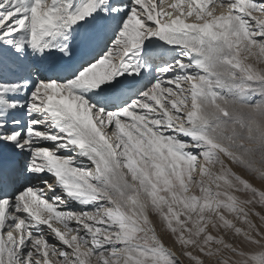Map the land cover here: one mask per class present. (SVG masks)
Instances as JSON below:
<instances>
[{"label":"snow or ice","instance_id":"obj_1","mask_svg":"<svg viewBox=\"0 0 264 264\" xmlns=\"http://www.w3.org/2000/svg\"><path fill=\"white\" fill-rule=\"evenodd\" d=\"M164 5L0 0V264H264V0Z\"/></svg>","mask_w":264,"mask_h":264},{"label":"rangeland","instance_id":"obj_2","mask_svg":"<svg viewBox=\"0 0 264 264\" xmlns=\"http://www.w3.org/2000/svg\"><path fill=\"white\" fill-rule=\"evenodd\" d=\"M171 2H172V0H165L164 6H165L166 10H170L167 8V5L171 4ZM260 67H264V64H261ZM237 171H239V169H237ZM258 186H259V182H258ZM257 210L261 211V214L264 215V210H261L259 208ZM254 219H255V217H254ZM257 222H259V221H257ZM157 229H158V231H162L164 233L165 243L168 244L169 246H171L172 237L169 234H167V232L164 230V226L161 223H159L158 218H157ZM182 259H184V264H190V262L187 259H185L183 257H182Z\"/></svg>","mask_w":264,"mask_h":264},{"label":"bare ground","instance_id":"obj_3","mask_svg":"<svg viewBox=\"0 0 264 264\" xmlns=\"http://www.w3.org/2000/svg\"><path fill=\"white\" fill-rule=\"evenodd\" d=\"M258 183V182H257Z\"/></svg>","mask_w":264,"mask_h":264}]
</instances>
